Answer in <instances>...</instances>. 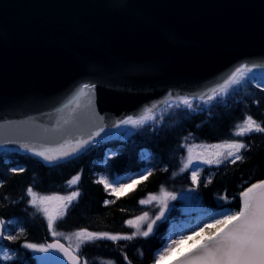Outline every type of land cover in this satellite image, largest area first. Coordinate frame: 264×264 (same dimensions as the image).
<instances>
[{"label":"water","instance_id":"water-1","mask_svg":"<svg viewBox=\"0 0 264 264\" xmlns=\"http://www.w3.org/2000/svg\"><path fill=\"white\" fill-rule=\"evenodd\" d=\"M241 64L264 70V0H0V148L68 160L128 116L209 96Z\"/></svg>","mask_w":264,"mask_h":264},{"label":"trees","instance_id":"trees-1","mask_svg":"<svg viewBox=\"0 0 264 264\" xmlns=\"http://www.w3.org/2000/svg\"><path fill=\"white\" fill-rule=\"evenodd\" d=\"M192 108L178 102L164 123L145 125L134 137L99 142L80 156L59 164H48L29 153L0 152V215L22 216L27 220V230L12 246L18 247L19 259L10 264H37L32 253L23 247L25 241H45L50 237L43 217L27 215L30 206L25 198L28 187L42 192L64 190L67 182L78 173L81 191L68 217L70 227L94 231L131 235V226L125 223L130 218L129 207L139 203L147 193L159 187H186L189 180L173 183L171 169L160 166L129 189L124 195L105 204L112 197L103 184L98 183V171L129 173L139 170L144 162L141 149L149 148L156 162L172 163L170 156L182 145L187 135L200 141L221 142L233 135L236 126L247 116L264 126V88L258 87L252 75L239 84L232 85L212 100L190 99ZM250 145L241 149L243 159L228 164L208 182H200L197 191L203 204L212 209L240 207L239 193L260 179H264V133H250L242 137ZM116 146V148H114ZM109 150L119 154L107 160ZM23 166L24 171L13 173V167ZM227 196L228 201L222 199ZM235 197V199H232ZM223 205V207H221ZM166 222L148 237L136 235L131 240L111 241L96 239L82 248L87 264H155V254L167 240ZM127 257V259H125ZM0 264L1 261H0Z\"/></svg>","mask_w":264,"mask_h":264},{"label":"snow or ice","instance_id":"snow-or-ice-1","mask_svg":"<svg viewBox=\"0 0 264 264\" xmlns=\"http://www.w3.org/2000/svg\"><path fill=\"white\" fill-rule=\"evenodd\" d=\"M247 69V72L244 70ZM251 68L247 64H241L236 67L230 75L224 80L222 85H219V92L224 93L227 91V87L241 83L246 77L248 72H251ZM259 87V85H257ZM96 85L92 83H84L78 87V96H87L88 105L91 108L94 105ZM217 95V89L212 90V94L208 97L212 100ZM203 98V97H201ZM180 101L188 108H192L190 98L183 96L179 98ZM155 107V105H153ZM152 109L146 108L144 113L137 117L128 116L126 119L120 121L121 124L132 125L133 127H139L145 124L146 121L152 119ZM103 131V129H101ZM264 133V126L257 123L252 116H247L242 124L236 126L234 136L244 137L250 133ZM99 135V133H96ZM88 141L78 142L77 147H83ZM216 151L213 155L216 157L213 159H205L206 164H221L220 159L223 156V152L220 150L227 149V155L224 159L229 163L235 164L237 161H241L243 156L240 154L241 149H248L250 145H247L239 140L233 139L230 142H224L221 144H214L209 146ZM76 151V149H73ZM188 163H186L181 171L189 168L192 164L191 153L192 147L187 149ZM35 155L42 157L45 161L52 162L63 159L70 155L68 152H58L57 154H51L50 151L35 152ZM200 158V157H198ZM231 158V159H229ZM194 167V166H193ZM13 173L23 172V166L13 167L11 169ZM148 175H151L149 170H145ZM141 177L146 179L144 173H140ZM175 175V173L173 174ZM81 179L80 174L73 176L67 183L76 185ZM191 180L193 184H199V178L196 171H192ZM104 185L106 189L111 188V191L115 193L117 197L125 194L126 189H131L133 185L121 184L119 187H114L112 184L101 177L98 181ZM139 183V181H135ZM27 193L31 197L29 203L37 208V211H42L47 220V228L51 232L52 236H56L57 232L54 230V225L58 217H63L65 209L68 205L80 195L79 192H72L71 195L65 197L60 195L51 196H38L33 191L32 187L27 188ZM161 195L149 194L146 199L139 200L141 205L150 204L153 201L159 202L162 207L159 210V214L155 217L151 223L147 224L146 231H140V222L145 221L148 218V212H144L140 216H136L134 219H128L126 224L136 228V231L131 235L112 234L109 232H91L87 229H80L76 231L74 235L80 241H94L96 239L107 238L111 241L118 240H131L137 234L144 237H148L154 232V226L158 221H161L166 217V212L170 206L167 203L168 199L176 200L175 193L167 192L163 187L160 188ZM182 195H184L182 193ZM187 195L190 196V200L196 201L198 198L193 197L191 192ZM240 207L238 211L232 209H226L217 215H211L208 217L210 222L197 223L189 230L191 235H185L178 233L179 238L172 240L170 243H166L165 246L158 250L154 257L156 264H159L160 260L166 257H173V253L176 255L170 260L169 264H264V179H260L255 183H251L250 186L245 187L243 191L239 193ZM223 200L228 201V197H222ZM232 199H235L233 197ZM109 201H105V204ZM223 207V205H221ZM6 228V222L0 220V237L3 236V230ZM23 231V230H22ZM7 239H15L13 236H8ZM187 242V247L184 250H180V246ZM24 247L33 249L39 252H47L49 248H60L61 251H65V255L69 256L72 264H80L79 258L70 255V253L63 248L59 243L49 244L47 246L38 245L35 243L24 244ZM79 247V246H78ZM5 254L4 259H7ZM127 259V257H125ZM87 264V261H84Z\"/></svg>","mask_w":264,"mask_h":264},{"label":"rangeland","instance_id":"rangeland-1","mask_svg":"<svg viewBox=\"0 0 264 264\" xmlns=\"http://www.w3.org/2000/svg\"><path fill=\"white\" fill-rule=\"evenodd\" d=\"M244 71H246V70H244ZM247 74H251V72H248ZM256 80H257V82H259V85L264 87V73H262V75H260V76H257ZM123 128H124V126H123ZM233 139H236V140L243 142L242 137H236V136H234V134L226 137L225 140L218 142V143L199 141L195 136H193L191 134L187 135L184 138V141H183L182 145L180 146V149L179 150L177 149L178 154L181 157L182 165L180 168H173L171 172L174 173V172L179 171L177 174H181L182 176H184L180 180L186 178L187 176L191 180L192 171H196L198 178H199V181L200 180H202L201 182L208 181L215 174V172L217 171V167H219V165L224 164L226 166L229 163L227 160L224 159V156L227 155V149H223V150H220L224 154L223 156L220 157V159L222 161L221 164H219V165H217L215 163L206 164L204 162L205 159H213V160L216 159V157L213 155V153L216 150L210 148L209 146L214 145V144H221L224 142H230ZM188 147L193 148V151L191 153L192 164L189 166L188 169L181 171L183 166L186 163H188V156H189V153L187 151ZM175 156L176 155H172L171 159L174 158L175 160H177ZM198 157H200V158H198ZM229 159H231V158H229ZM152 168L153 167L148 164L147 166L144 167V169H142L141 172H137V173L132 174V175H130V174L118 175V174L101 172L99 174L98 178L104 177L109 182V184H112L114 187H119L121 184L133 185V183L135 181L140 180L142 178L140 173H144V175H145V174H147V172L145 170L147 169L150 171ZM165 168H167V167H165ZM204 174H205V176H204ZM66 187L64 188L63 191L61 190V191L52 192V193H44V192H38V191H34V190L33 191L36 192L38 196L60 195V196H65V197L71 195V193L74 191L80 192L78 189V183L76 185H71V186L67 185ZM162 187L165 189V191L175 193L177 196L176 200H171V199L167 200V203L169 204L170 208L166 212V217L164 219H162L161 221H158L157 225L154 226V232H155L157 227L162 222H167L166 228L169 229V237H168V240L166 243H170L172 240L178 239L179 238L178 233H183L185 235H191V232L186 231V230L191 229L197 223L210 222L208 220L209 216L217 215L226 209H230V208H224L222 210L215 212L213 210H207V208H205V206L202 205L200 199H197L196 201L190 200V196L187 195L189 192H191V195L193 197L198 198L197 195L195 194V187L191 186V185H188V187H176V189H178L179 191L175 190V188L171 189L167 186L165 187V185H163ZM108 190L114 196H116L115 193H113L111 191V188H108ZM126 190H125V192H126ZM182 193L184 195H182ZM150 194H155V195L159 196V195H161L160 189H158L157 191L150 193ZM148 195L145 196L143 199H146L148 197ZM30 199H31V197L28 194V201H30ZM30 205L34 208L35 211H37V208L35 206H33L31 203H30ZM69 206H70V204L68 205V208H69ZM161 207H162V205L157 201H153L147 205H141L140 203L133 204L128 208L129 212H130V218L129 219H134L136 216H140L144 212H148V214H149L148 218L145 221L140 222V231L141 232L146 231L147 230V224L151 223V221L155 219V217L159 214V210ZM68 208L65 209V214L63 217L57 218V221L54 225V230L57 232V235L53 236V237H58L64 241H66V243L73 245L75 247V249H77V251H78L84 243H86V242L88 243V241L82 242V241L78 240V238L74 235V233L76 231H79L80 229L67 230L65 228L61 229L58 226L59 218L62 219L67 215ZM232 210L236 211L235 209H232ZM38 212H40V214L42 216H44L42 211H38ZM71 212H69L68 214H71ZM44 219L47 223L45 216H44ZM201 226H202V223H201ZM131 228H132L133 232L136 231L135 227L131 226ZM22 230H23V226L20 224L19 220L14 218L10 221V226H8L6 228L5 235L7 237L8 236H14L15 233L17 234V232H22ZM88 231H90V230H88ZM110 233H112V232H110ZM120 234L125 235L123 233H120ZM137 235H139V234H137ZM35 244L41 245V243H35ZM42 245L47 246L46 244H42ZM164 246L165 245H163V247ZM163 247H161L160 249H162ZM186 247H187V242L184 245L180 246V250H184V249H186ZM31 251L34 254V256L36 257L38 264H51L52 263V252H51L50 248L48 249L47 252H39V251H35L33 249H31ZM5 254H7V257H8L7 259H4ZM175 255H176V253H173V257ZM0 257L2 258V260L4 262H7L8 260H10L12 258L11 250H9L4 245H0ZM173 257H166L165 259L160 260L159 264H165V263L169 262L170 260H172ZM66 264H69V263H66Z\"/></svg>","mask_w":264,"mask_h":264},{"label":"bare ground","instance_id":"bare-ground-1","mask_svg":"<svg viewBox=\"0 0 264 264\" xmlns=\"http://www.w3.org/2000/svg\"><path fill=\"white\" fill-rule=\"evenodd\" d=\"M162 106H164V105H161L160 107L158 106V107H156L155 109H160ZM97 141H98V140H97ZM114 148H116V146H115Z\"/></svg>","mask_w":264,"mask_h":264}]
</instances>
